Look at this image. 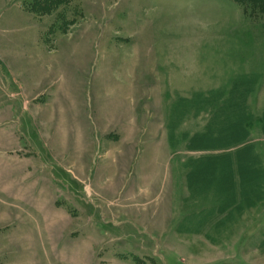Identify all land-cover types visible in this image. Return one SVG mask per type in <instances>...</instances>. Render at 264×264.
Here are the masks:
<instances>
[{
    "label": "rangeland",
    "instance_id": "374dc122",
    "mask_svg": "<svg viewBox=\"0 0 264 264\" xmlns=\"http://www.w3.org/2000/svg\"><path fill=\"white\" fill-rule=\"evenodd\" d=\"M0 264H264V6L0 0Z\"/></svg>",
    "mask_w": 264,
    "mask_h": 264
},
{
    "label": "trees",
    "instance_id": "16d2710c",
    "mask_svg": "<svg viewBox=\"0 0 264 264\" xmlns=\"http://www.w3.org/2000/svg\"><path fill=\"white\" fill-rule=\"evenodd\" d=\"M233 1H237L240 3H243L245 1H247V2L251 1L253 3H260L261 6H264V0H233ZM34 5H36V3Z\"/></svg>",
    "mask_w": 264,
    "mask_h": 264
}]
</instances>
